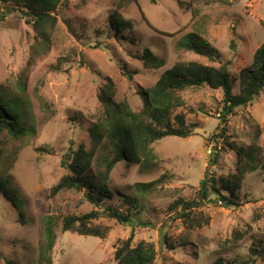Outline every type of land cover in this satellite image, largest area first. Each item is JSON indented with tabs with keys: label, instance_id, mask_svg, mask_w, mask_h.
I'll return each mask as SVG.
<instances>
[{
	"label": "rangeland",
	"instance_id": "374dc122",
	"mask_svg": "<svg viewBox=\"0 0 264 264\" xmlns=\"http://www.w3.org/2000/svg\"><path fill=\"white\" fill-rule=\"evenodd\" d=\"M54 12L56 24L38 30L0 1V84L8 99H19L21 124L34 128L19 137L0 130V264H49L39 261L48 212L59 218L51 264H117L115 250L132 227L102 216L93 225L109 227L104 238L64 231L65 216L98 207L81 191L70 190L64 202L50 195L69 173L62 164L69 148L92 147L88 129L102 116L101 88L110 78L115 100L139 111L140 88L177 63L197 62L226 64L238 93L241 70L264 43V0H67ZM115 14L131 26L118 30ZM190 33L218 59L182 46ZM146 48L165 64L145 67L139 56ZM182 96L185 105L172 120L184 114L195 134L156 141L144 165L118 162L110 174L114 197L102 208L135 209L152 222L136 228L134 241L155 244V264H212L219 257L224 264H264V90L225 123L221 88L190 87ZM206 175L236 183L234 195L222 189L233 204L216 192L201 198ZM148 182L147 189L139 185Z\"/></svg>",
	"mask_w": 264,
	"mask_h": 264
},
{
	"label": "trees",
	"instance_id": "16d2710c",
	"mask_svg": "<svg viewBox=\"0 0 264 264\" xmlns=\"http://www.w3.org/2000/svg\"><path fill=\"white\" fill-rule=\"evenodd\" d=\"M0 1L17 9L30 24L41 30L48 25L56 24L57 16L53 13L67 0ZM113 20L118 30L131 26L129 21H125L118 14L113 15ZM188 35L187 42L182 46L208 56L211 60L218 59L214 56L218 54L217 50L202 41L199 34L190 33ZM139 58L147 68H160L165 64V61L150 48H146ZM124 72L130 78L134 74L126 68ZM108 81L99 93L103 108L102 116L88 129L91 149H87L84 144L77 149L73 146L69 148L62 160V164L69 173L52 186L50 195L55 201L59 199L60 202H64L70 190L81 191L84 199L98 207L87 213H73L65 216L61 222L64 231L104 238L109 232V227L93 225V221L102 216L110 217L123 226L132 227L129 236L120 241L115 250L116 263L155 264L157 255L155 244L146 239L134 241L136 228L151 226L152 222L139 218L135 209L125 211L113 206L102 208L104 201L112 200L114 197V190L110 186V174L115 165L121 161L139 165L149 163L154 158L153 143L162 138L167 136L186 138L195 134L194 126L186 122L184 114L176 113L172 120L173 111L185 105L182 92L186 88L203 85H208L213 89L221 88L224 98L220 117L224 123L227 121L226 116L233 114L236 108L252 102L264 90V43L255 50L252 65L241 70L238 93L233 92L232 76L226 64L219 67L197 62L175 64L165 70L151 87L139 89V95L143 101V106L139 111L133 110L127 100L117 102L114 98L113 81L110 78ZM5 92L4 85L0 84V130H8L9 134L14 137L33 133L34 128H27L21 124L23 121L21 111L23 110L19 99L15 97L8 99ZM221 132L223 136L226 135L227 129L224 125H221ZM99 149H102L101 155L98 154ZM213 155L217 156L216 153ZM249 157H252L251 154ZM262 166L264 167V163ZM231 181L230 178L216 180L206 175L201 180L199 195L202 198V196L206 197L209 192H216L225 201L233 204L232 198L222 196V189L233 195L236 193V183ZM152 183L154 182L139 185L147 189ZM0 186L3 187V184L1 183ZM6 192L12 195L20 205H23L18 195L10 193L8 189ZM186 204L193 205L194 202H186ZM129 205L132 206V203L130 202ZM58 224V216L48 212L44 220L45 242L39 247L40 262L52 263V250L57 239ZM166 240L168 241V238ZM252 251L256 255L259 254L257 249L253 248ZM212 264H224V260L219 257Z\"/></svg>",
	"mask_w": 264,
	"mask_h": 264
}]
</instances>
